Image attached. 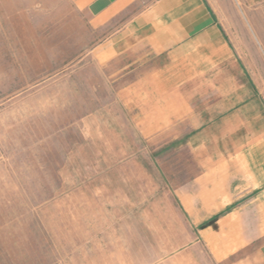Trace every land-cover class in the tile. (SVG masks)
I'll return each instance as SVG.
<instances>
[{"label": "crops", "instance_id": "crops-1", "mask_svg": "<svg viewBox=\"0 0 264 264\" xmlns=\"http://www.w3.org/2000/svg\"><path fill=\"white\" fill-rule=\"evenodd\" d=\"M237 2L231 15L237 22L222 0L21 2L24 25L33 7L59 29L79 20L90 31L103 30L131 13L91 47V60L102 67L126 57L150 63L165 57L163 73L151 69L149 83L134 87L142 96L141 126L155 135L187 125L184 140L197 171L177 191L191 230L166 235L188 241L155 264H264V90L252 66V48L264 53V0ZM48 218L22 217V231L10 225L0 233V264H142V247L127 252L124 234L111 235V248L109 232L79 233L87 218H68L70 231L60 213Z\"/></svg>", "mask_w": 264, "mask_h": 264}, {"label": "rangeland", "instance_id": "rangeland-1", "mask_svg": "<svg viewBox=\"0 0 264 264\" xmlns=\"http://www.w3.org/2000/svg\"><path fill=\"white\" fill-rule=\"evenodd\" d=\"M22 1L28 0H0V233L10 225L22 231V217L45 215L47 222L60 213L64 231L71 230L68 218H87L79 233L109 232L111 248V235L124 234L127 252L142 247V264L167 258L189 238L166 235L191 230L177 191L197 165L184 140L187 125L155 135L141 126L135 88L149 83L151 69L164 72L165 57H126L102 67L91 60V47L131 13L103 30L79 20L60 30L33 7L24 25ZM222 1L237 22L231 15L239 2ZM252 51L264 90V53Z\"/></svg>", "mask_w": 264, "mask_h": 264}]
</instances>
